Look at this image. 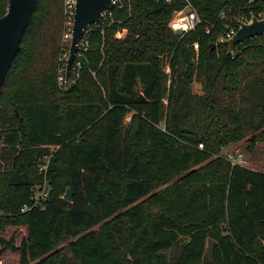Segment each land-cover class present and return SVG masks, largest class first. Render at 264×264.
I'll list each match as a JSON object with an SVG mask.
<instances>
[{"label": "trees", "instance_id": "16d2710c", "mask_svg": "<svg viewBox=\"0 0 264 264\" xmlns=\"http://www.w3.org/2000/svg\"><path fill=\"white\" fill-rule=\"evenodd\" d=\"M189 1L202 23L184 35L169 21L185 0L115 10L63 89V0H37L0 94L1 252L20 264H264V171L220 155L264 141V34L231 53L217 42L220 11L257 14L262 1ZM7 227L26 228L19 246Z\"/></svg>", "mask_w": 264, "mask_h": 264}, {"label": "water", "instance_id": "95a60500", "mask_svg": "<svg viewBox=\"0 0 264 264\" xmlns=\"http://www.w3.org/2000/svg\"><path fill=\"white\" fill-rule=\"evenodd\" d=\"M112 0H76L75 15L72 28L71 42L66 60L65 80L68 84L72 65L80 50L79 43L85 30L98 23L102 13ZM37 0H9L7 13L0 18V94L6 75L14 57L19 51L22 36L32 17ZM264 34V16L254 17L250 23H243L237 32L227 41L228 53H231L236 44ZM215 48V44L211 45ZM73 187H69L63 198L72 199Z\"/></svg>", "mask_w": 264, "mask_h": 264}, {"label": "built area", "instance_id": "2783aa9c", "mask_svg": "<svg viewBox=\"0 0 264 264\" xmlns=\"http://www.w3.org/2000/svg\"><path fill=\"white\" fill-rule=\"evenodd\" d=\"M159 1V0H157ZM166 2H170L172 0H165ZM258 0H247V9H249L250 6L254 2ZM262 1V9L257 13H253L252 10H249L248 13H239L237 16L232 15L228 16V9H223L220 11L218 15V19L220 21L225 22V29L223 33L219 36L217 42L219 44L227 45V41L232 38V36L237 32V30L241 27L243 23H250L254 17L262 18L264 16V0ZM75 7H76V0H63V14H64V38L65 40H69L72 36V28H73V21H74V15H75ZM127 8L128 11L131 9V0H112L109 7L105 9L102 13L101 19L98 21V23L90 25L84 32V35L79 43L80 50L78 51L76 56H81L84 51L88 49L87 45V34L91 29H100L102 30L104 26H109L112 23H114V12L117 9H123ZM202 23V19L200 18L199 14L193 7V5L190 3L189 0H185V5L177 10L173 11V15L169 21V26L172 31L175 33L184 35L192 30H194L199 24ZM206 32H209L207 30ZM127 33L126 28L119 29L115 37L117 38H123ZM194 49H198V44L194 43L193 45ZM65 67L59 71V77L58 81L61 86H66V80H65ZM70 81V79H69ZM68 81V83H69ZM74 79L71 80L72 83H74ZM3 145V140H0V154H1V147ZM200 148H202V144L199 145ZM52 149H55L56 147H51ZM51 155L46 156L43 158V163L39 165V171L40 173H43L46 176L48 164L50 161ZM50 191V186L48 183V180H44V183L40 186H36L32 190V198L34 201V205H42V202L48 197ZM27 207H24L22 211L27 210Z\"/></svg>", "mask_w": 264, "mask_h": 264}, {"label": "rangeland", "instance_id": "374dc122", "mask_svg": "<svg viewBox=\"0 0 264 264\" xmlns=\"http://www.w3.org/2000/svg\"><path fill=\"white\" fill-rule=\"evenodd\" d=\"M64 31H65V26H64V14H63L61 39H60V51L58 58L59 61L58 77L60 75L59 74L60 69L66 66V60L68 57V52L71 42V38L69 40H65ZM163 63H164V70L167 73H169L170 70L168 67V58L165 57ZM58 85L60 88L64 89V86H61L59 81H58ZM192 89L195 92H200V86L198 85L197 82L192 84ZM129 118L130 117H127L124 123H128ZM220 155L225 157L227 160L231 161L232 163H237L257 171H264V141L258 142L255 148L252 149L249 146L248 140L245 139L238 143L230 144L229 146L224 147ZM26 234H27V230L25 227H7L5 231L1 234V236L6 241H10L11 239H14L16 246H19L23 241V239H25ZM20 261L21 258L19 253L10 250H5L1 252V248H0V264H20ZM30 264H39V263L38 261H34L31 262Z\"/></svg>", "mask_w": 264, "mask_h": 264}, {"label": "flooded vegetation", "instance_id": "af4514ba", "mask_svg": "<svg viewBox=\"0 0 264 264\" xmlns=\"http://www.w3.org/2000/svg\"><path fill=\"white\" fill-rule=\"evenodd\" d=\"M4 5H6L5 11H4ZM8 7H9V0H0V18L7 13Z\"/></svg>", "mask_w": 264, "mask_h": 264}]
</instances>
